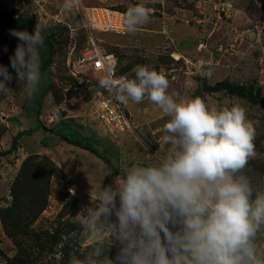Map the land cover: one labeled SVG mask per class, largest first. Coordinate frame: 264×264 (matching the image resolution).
<instances>
[{
    "label": "rangeland",
    "instance_id": "374dc122",
    "mask_svg": "<svg viewBox=\"0 0 264 264\" xmlns=\"http://www.w3.org/2000/svg\"><path fill=\"white\" fill-rule=\"evenodd\" d=\"M77 2L124 14L137 4L152 9L150 22L134 35L95 31L99 45L117 56L118 72L129 78H134L137 65L165 74L168 92L178 100L199 97L209 108L245 109L256 129V155L245 173L264 190V106L248 95L204 91L207 86L229 81L264 97L259 59L264 46V0H73L71 10L64 8L65 0H50L43 7L31 6L26 0H0V65L12 74L8 86L15 93L0 95V152L11 149L18 133L34 131L17 139L15 150L0 155V264H69L73 255L83 259L89 241L83 237L76 215L96 206L103 186L113 185L122 168L153 164L170 148L157 143L169 117L147 98L140 107L156 113V120L137 122L129 110L132 128L124 134L111 136L96 118L84 94L91 93V85H99L101 75L88 71L78 77L71 74L75 56L87 46ZM9 20L29 33H34L39 20L44 38L53 39L51 75L43 73L31 96L11 67L10 57L17 44L9 34L13 29ZM72 36L77 43L70 57ZM123 39L121 48L114 46L116 40L120 43ZM209 71L211 76L206 75ZM130 106L131 102L127 110ZM41 107V124L47 129L61 122L95 132L103 140L101 149L111 165L63 141L54 147L43 146V141L55 138L34 128ZM257 248L264 252V234H258ZM118 249V243L114 244L109 257L115 259Z\"/></svg>",
    "mask_w": 264,
    "mask_h": 264
},
{
    "label": "clouds",
    "instance_id": "9594fccd",
    "mask_svg": "<svg viewBox=\"0 0 264 264\" xmlns=\"http://www.w3.org/2000/svg\"><path fill=\"white\" fill-rule=\"evenodd\" d=\"M72 7L73 0H65L64 8ZM151 14L144 4L130 7L125 32L136 34ZM42 33L39 20L34 33H9L21 42L11 67L30 96L41 78ZM133 72L134 78L107 75L98 84L125 106L145 98L156 105L169 117L157 143L170 148L153 164L122 168L113 185L103 186L96 206L76 215L89 250L69 264H264L257 248V236L264 234V190L245 173L256 155V129L245 109L209 108L199 97L178 100L162 72L146 65ZM12 78L0 65V95L15 94L8 86ZM116 243L112 259L108 252Z\"/></svg>",
    "mask_w": 264,
    "mask_h": 264
},
{
    "label": "built area",
    "instance_id": "2783aa9c",
    "mask_svg": "<svg viewBox=\"0 0 264 264\" xmlns=\"http://www.w3.org/2000/svg\"><path fill=\"white\" fill-rule=\"evenodd\" d=\"M31 6L43 7L50 0H27ZM77 13L82 20L81 28L87 35V46L75 56L71 74L74 77L82 76L87 71L101 78L107 75L127 76L118 72V58L114 53L106 52L99 45L94 36L95 31L104 33L125 34L124 13L112 8L85 7L81 3H76ZM74 31V29H73ZM74 43L69 52V56L74 55L76 50V36H72ZM260 64L264 73V46L260 48ZM69 57V61H70ZM193 66L192 62H188ZM91 93L87 92L84 96L88 99L91 109L96 118L107 128L111 136H118L131 130V118L127 106L121 104L114 94L99 85H91ZM71 190V189H70ZM72 193V191H69Z\"/></svg>",
    "mask_w": 264,
    "mask_h": 264
},
{
    "label": "trees",
    "instance_id": "16d2710c",
    "mask_svg": "<svg viewBox=\"0 0 264 264\" xmlns=\"http://www.w3.org/2000/svg\"><path fill=\"white\" fill-rule=\"evenodd\" d=\"M8 23L13 29L25 31L24 26L15 21L9 20ZM15 41L17 45L21 43L17 38H15ZM52 47H53V39L44 38V45L42 46L40 50V54H41L40 72H41L42 77H43V73H46L47 75V72H49V75H51L49 69L51 66ZM220 90H226L232 94L248 95L252 99L256 100L257 102L261 103L264 106V97L261 95V93H253L249 88L242 86V85L233 84L232 82H229V81H222V82L216 83L214 86H207L204 91L213 93V92H218ZM43 103H42V106H43ZM26 106H27V99L24 103L22 112L25 111ZM41 110H42V107L38 112L39 113V115H37L38 121L34 125V128L40 131H43L42 132L43 134L45 132L46 135L48 136L51 135L55 138L52 142H49V140H47L46 138L47 141H43V144H42L43 146L54 147L57 143L63 141L70 145L87 150L95 154L98 158L103 160L108 165H111L110 159L104 156L105 152L102 151L101 149L103 140L100 138H97L95 132L90 131V130L87 131V130H84L83 128H72L69 125L61 123V122L58 125H56L53 129H47L43 127V125L41 124V120H40ZM32 133H34V131H31L29 129L27 131H22L18 133L14 138L11 149L8 152H0V155L5 156L6 154L10 153V151L15 150L17 139H19L20 137L24 135H30ZM116 172L117 170L114 168L113 173L115 174ZM42 248L44 249L45 246L43 245ZM21 264H25V262H22Z\"/></svg>",
    "mask_w": 264,
    "mask_h": 264
},
{
    "label": "crops",
    "instance_id": "0c3cea01",
    "mask_svg": "<svg viewBox=\"0 0 264 264\" xmlns=\"http://www.w3.org/2000/svg\"><path fill=\"white\" fill-rule=\"evenodd\" d=\"M123 38H125L123 36ZM123 43H125V40L123 39V41L119 43V40H116L114 42V46H118L119 48L122 47ZM131 110V112H133V114L138 118L136 119L137 122L143 121L144 120H150V121H154L156 120V113H151L150 111H148L147 109H142L140 107V103L136 104V103H132L131 102V106L130 109L128 108V111ZM130 117L132 118L130 112H129ZM132 120V119H131ZM91 131V130H90ZM79 148V147H78ZM84 150V149H83ZM87 151V150H86Z\"/></svg>",
    "mask_w": 264,
    "mask_h": 264
}]
</instances>
